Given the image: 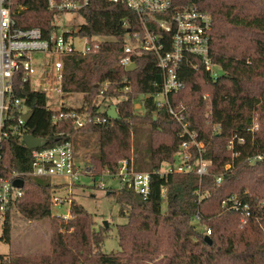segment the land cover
Instances as JSON below:
<instances>
[{"label":"trees","instance_id":"obj_1","mask_svg":"<svg viewBox=\"0 0 264 264\" xmlns=\"http://www.w3.org/2000/svg\"><path fill=\"white\" fill-rule=\"evenodd\" d=\"M17 3L27 6L18 15L20 26L49 32L53 13L45 0ZM172 6H196L213 20L210 54L218 77L212 78L202 66L183 65L180 77L185 86L170 97L175 108L187 107L186 120L204 143L203 158L210 161L207 174L153 173L162 162L174 159L181 140L180 125L166 108L145 99L143 112L133 109L139 94L157 91L154 84L161 75L156 57L150 53L134 57L137 66L129 71L118 65L128 31L124 22L128 20L133 30L136 16L123 5L91 0L81 12L85 21L79 34L104 39L86 55L62 56L61 70L60 90L65 95L83 94V104L73 109L84 116L83 125L72 119L53 120L45 94L26 89L32 116L25 127L44 139L45 147L69 142L75 151L82 149L85 169L94 172V179L101 170L115 172L119 160L132 158L136 170L152 172L150 193L143 198L127 188L106 189L117 216L124 219L116 225L119 249L106 253L100 246L109 228L96 229L93 215L75 200L70 201L71 218L52 216L53 187L42 178L24 177L23 194L13 207L29 220L51 217L54 230L46 251L0 254V264H264V0H172ZM128 81L130 92L124 93ZM99 96L119 98L115 103L119 119L100 110L95 102ZM255 114L258 129L252 132ZM97 116L106 120L95 122ZM235 136L243 142H235L230 150L227 143ZM29 154L18 138H6L1 172L29 170ZM256 155L262 158L249 163ZM196 157L194 153L193 161ZM220 174L223 180L216 186ZM161 187L166 188L165 200ZM231 196L249 205L246 223H240L241 210L221 205ZM9 212L0 235L5 242L10 241ZM196 215L198 225L192 222ZM206 229L211 243L205 240Z\"/></svg>","mask_w":264,"mask_h":264},{"label":"built area","instance_id":"obj_2","mask_svg":"<svg viewBox=\"0 0 264 264\" xmlns=\"http://www.w3.org/2000/svg\"><path fill=\"white\" fill-rule=\"evenodd\" d=\"M107 1L127 7L137 20L133 30L129 27L128 20L124 22V26L128 28L126 35L130 43L124 38L117 64L125 69L126 66L135 63L136 68L134 57L150 53L155 55L156 66L161 75L160 82L154 84L156 92L141 93L134 100V111L143 112V101L152 99L157 108H166L181 128L179 132L181 140L177 152L173 155L174 159L162 162L159 169L153 173L166 176L169 173L195 172L200 177L207 174L210 161L203 158L204 143L198 139L197 132L190 129L186 120L187 107L175 108L170 97L185 86L180 77L183 65L194 69L202 66L212 78L218 77L217 66L210 54L213 27L211 14L196 6L173 7L172 0ZM90 3L91 0H45L46 9L53 13L52 28L45 34L39 27L19 25L18 15L27 6L17 3V0H0V165L6 138H18L21 145L30 150L29 170H12L8 174H3L0 169V217H4L23 194V187L13 185L15 179L24 181V177L27 176L64 177L65 183L71 184L83 174L82 171L93 177L85 166L81 168V165L76 164L75 151L71 143L30 149L23 140V136L29 134L25 127L27 121L24 115L32 111L26 103V89L44 93L42 87L49 76L55 78L56 87L60 89L62 56L86 55L96 50L102 41L101 36L80 35L79 28L61 30L59 27L63 14H81ZM122 91L130 92L129 81ZM202 98L209 101L207 94ZM48 109L53 112V120L72 119L75 124L83 125L84 116L77 114L73 109L65 111ZM105 120L99 116L94 118L95 122ZM218 129L219 125H216L215 130ZM257 129L258 124L254 120L250 130L253 132ZM235 142L242 143L243 138L238 136L231 138L227 143L228 149L232 150ZM194 153L197 157L193 161ZM261 158V155H256L248 161L253 164L256 159ZM229 167V164L225 165L226 170ZM151 175L150 171L136 170L132 158H124L118 161L115 172L104 169L95 176V180L98 188H127L147 198L150 193ZM105 178L117 180L118 186H107L103 181ZM222 180L223 175H217L216 186ZM160 193L161 198L165 200L166 188L161 187ZM55 200L57 201V198ZM221 205L227 209L241 210V224L246 223L251 217L249 205L243 204L236 196L222 200ZM199 220V215H196L192 222L198 224ZM209 235L210 230L206 229V236Z\"/></svg>","mask_w":264,"mask_h":264},{"label":"rangeland","instance_id":"obj_3","mask_svg":"<svg viewBox=\"0 0 264 264\" xmlns=\"http://www.w3.org/2000/svg\"><path fill=\"white\" fill-rule=\"evenodd\" d=\"M60 20L59 27L61 30H76L85 21L81 14H63ZM101 39L103 40L104 38L101 37ZM125 39L127 43H130L127 35ZM42 88L46 97V106L50 109H75L81 107L83 104L82 93L65 95L56 87L55 78L52 76H49L45 80ZM118 100L119 98L102 99L99 96L95 102L99 105L101 111H106L110 104H115ZM254 119L256 121V114ZM143 129L147 130L146 128ZM75 156L76 164L81 165V168H83L86 160L84 151L82 149L76 150ZM89 172L90 174L94 173L93 171ZM82 173L71 184L65 183L66 178L64 177L42 178L54 190L51 195L52 216L62 217L64 220L71 218L70 201L75 200L93 215L96 229L104 227L103 221H107V229H109L100 249L106 253L116 251L119 249L116 225L123 223L124 219L117 216V206L113 198L106 195L107 190L98 188L97 184H95V179L89 176L88 172L82 171ZM103 181H105L107 186H118L117 180L105 178ZM55 198H57V201ZM4 217H0V235ZM8 217L10 223V241L5 242L0 239V254H38L48 249L49 239L54 230L51 217L29 220L17 211L15 207L11 208Z\"/></svg>","mask_w":264,"mask_h":264},{"label":"water","instance_id":"obj_4","mask_svg":"<svg viewBox=\"0 0 264 264\" xmlns=\"http://www.w3.org/2000/svg\"><path fill=\"white\" fill-rule=\"evenodd\" d=\"M134 68H135V63H132V64H130V65L125 67V69L128 70V71L132 70ZM106 114H107V117L112 119V120L119 119V114L117 112V107H116L115 104H110L109 105V107L106 110ZM31 116H32V111L26 113L24 115L25 121H28ZM23 140H24L25 144L27 145V147L30 148V149L40 148V147L44 146L45 143H46V141L44 139L35 137L34 135H32L30 133L29 134H25L23 136ZM13 185L16 186V187H23L24 181L22 179H15L13 181ZM106 194H108V192ZM103 225H104L105 228H107L108 223H107L106 220L103 221ZM205 240L208 243H211V239H210L209 236H205Z\"/></svg>","mask_w":264,"mask_h":264}]
</instances>
